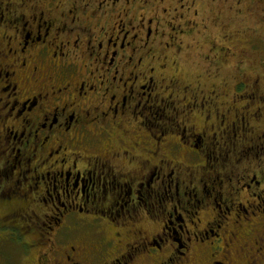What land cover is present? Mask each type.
Listing matches in <instances>:
<instances>
[{
    "label": "flooded vegetation",
    "instance_id": "1",
    "mask_svg": "<svg viewBox=\"0 0 264 264\" xmlns=\"http://www.w3.org/2000/svg\"><path fill=\"white\" fill-rule=\"evenodd\" d=\"M247 1L0 0V264H264L262 72L168 67Z\"/></svg>",
    "mask_w": 264,
    "mask_h": 264
},
{
    "label": "rangeland",
    "instance_id": "2",
    "mask_svg": "<svg viewBox=\"0 0 264 264\" xmlns=\"http://www.w3.org/2000/svg\"><path fill=\"white\" fill-rule=\"evenodd\" d=\"M252 3H254V1L244 2L243 7L227 13V15H230L229 18L224 17L215 20V16L211 15L210 20L212 21L209 20L207 23L209 29L208 32L201 35L195 34L192 37H188L186 41L184 36H181L180 42L183 48L181 50L178 49V52L176 51V56L170 55L168 67H174L175 65L172 64L173 60L175 62L178 60L179 64L177 66L181 69L182 78L187 82V85L192 84V88L200 87L203 90H210L213 84L218 85L225 95L228 94L230 96L229 101L231 102V105L234 104V100L237 99L235 103L237 107L245 106L250 98V96H247L248 94H246L244 99L233 97L234 94L239 92L238 90L236 91V86L239 85L237 79L240 77V74L233 72L227 81H222V76L224 75H221V73H227L225 71H220L219 69H226V66L219 64V61L218 64L213 66L211 64L208 55L212 60H216L218 57L217 54H220V51L211 47V51L207 52L208 47H203L204 51H201V53H204V57L210 63L196 57L191 58V50H197V48L202 47L200 45H204L207 40H210V42L214 44L217 43L218 47L221 49L223 46L231 48L236 44L238 39V47L246 49L247 52L242 53L231 49V52L225 53L224 59L231 66L236 65L247 68L246 66H250V64H256L257 68L262 72L261 82L257 85L246 84L248 86L247 92L249 93V90L251 89H258V95H264V4L258 3L252 5ZM245 8L246 12L244 13ZM223 9L224 11L226 10V8ZM240 9H242L243 12H239ZM207 16L208 15L205 17L206 19ZM213 20H215V22H213ZM99 25L100 23H93V31H96V33H98L100 27H102V25L100 27ZM182 27L184 28V26ZM234 35H237V38L233 39ZM186 50L188 52H185ZM162 53L164 55H169V52L167 51H163ZM199 75H203L202 78L194 77ZM218 76L220 77L219 80H217ZM252 79H255V77L253 76ZM159 86H161V83ZM158 90L161 91L162 89L158 88ZM168 94L169 92L164 94V96H168ZM214 99L217 101L216 97H214ZM224 99L225 98H222L221 101Z\"/></svg>",
    "mask_w": 264,
    "mask_h": 264
}]
</instances>
